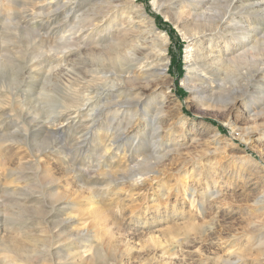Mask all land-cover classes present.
<instances>
[{"label": "rangeland", "instance_id": "obj_1", "mask_svg": "<svg viewBox=\"0 0 264 264\" xmlns=\"http://www.w3.org/2000/svg\"><path fill=\"white\" fill-rule=\"evenodd\" d=\"M111 1L128 8L130 0ZM151 1L134 2L169 38L167 76L153 83L155 94L145 93L128 126L129 116L114 111L119 103L133 112L136 100L131 85L121 84L102 102L114 103L109 113L94 120L84 110L64 114L51 129L42 123L46 77L90 93L104 83L78 78L86 57L112 40L128 44L123 29L145 35V24L107 14L102 0H0V237L12 250L0 245V264L7 255L9 264H264V112L254 105L263 92L252 88L225 111L194 100L181 85L186 50L204 57L209 49L185 40L191 27L176 21L185 10L179 0L159 13ZM246 4L264 13V0L238 6ZM93 14L95 22L82 28ZM65 38H78V46ZM158 93L168 97L160 139L150 126ZM248 128L260 132L245 142ZM3 184L11 187L7 225Z\"/></svg>", "mask_w": 264, "mask_h": 264}, {"label": "bare ground", "instance_id": "obj_2", "mask_svg": "<svg viewBox=\"0 0 264 264\" xmlns=\"http://www.w3.org/2000/svg\"><path fill=\"white\" fill-rule=\"evenodd\" d=\"M6 1V3H14L13 0ZM134 1L135 0L129 1L128 8H121L117 6V4H113L111 0H102L107 14H128L126 22L128 24L131 21L135 22L134 18L142 19V23L145 24V29L143 31L146 32L147 35H144L140 29L137 30L138 28L136 26L133 31L127 30V28L126 31L123 29L121 32L123 36L130 37V41L128 39V44H121L124 38L122 40H112L104 47L105 50H96L94 54L90 53L92 55L91 58L89 56H87L89 58L86 57L84 60V68L78 69L77 75H80L78 78L83 80L85 77L82 76H88L87 80L84 79L86 83L93 82V79H103L101 81L104 83L97 88L91 87L92 91L90 93L86 94L82 92L83 90L80 92L72 90V92V87L71 89L64 88L60 83L52 81L51 77L47 76L46 79L48 84L46 85L48 89L43 86L42 92L44 93H41L44 97L43 105L49 110L47 114L48 117L42 121L44 126L53 129L52 126L62 125V121L70 119L72 115L78 116L82 110L92 113L89 115L92 120H94L95 117H99L103 112L109 113V107H114V103L105 104L102 102L109 95L111 89L118 88L117 90H119L121 84L131 85L130 90L136 100L135 110L133 112L120 110L121 106L119 107V103L116 105L117 108L114 111L115 116L119 112L129 116L126 123V126H128L131 118L137 116L139 110L138 104L139 102L141 104L142 98L146 95L145 93L149 92L151 95L155 94L153 83L157 84L159 80L166 79L168 69L167 46L169 38L165 32L157 29L153 20L145 14L144 9L140 6H136V2ZM167 1L171 2L172 0H152V8L159 13L163 8L162 6ZM242 1L244 0L177 1V8H185V10L183 9V11L175 13L177 23H184L191 27L190 33H183L185 40L189 43H197L198 48L201 50L209 49L204 57L193 55L192 48L186 50L184 59L186 63V73L181 85L184 86L190 96L201 103V105L207 107L217 106V108L220 107L217 109L219 111L231 109L235 102L240 100L242 95L252 88L258 87L263 93L262 96L254 102V105L257 104L258 111L261 110V113L264 112V13L263 11L261 12L258 5L257 7H255L256 5L254 4L238 6ZM126 9L134 10H132L133 12L130 14L131 12L127 13ZM95 18L94 14L91 17H85L84 21L86 24L83 25L82 28H90L92 23L95 22ZM121 23L123 24H120V26L123 28L125 26L124 22ZM127 31H129V33ZM77 39L78 38H65L63 40L64 45H69L68 43H70L72 46H78V44L75 43ZM220 42L223 43V47H219ZM99 44H101V42ZM120 45L122 46L120 47ZM78 54L81 53L78 52ZM106 79H108L110 85L107 84L108 81ZM168 89L169 92H171L170 85H168ZM238 90L241 95H236V93H234ZM157 95V100L154 103L156 117L154 116L151 119L150 126L152 134H155L156 137L160 139L159 124H161L163 116L168 112L166 106V98L168 97L160 93ZM226 100H229L231 104L227 106L224 103ZM98 104H100L101 107H99ZM72 109L75 111L71 113L67 112ZM174 113L179 114L177 108H174ZM253 113V116L251 115L249 119L256 123L259 113ZM64 114H67L69 118L64 119ZM86 115L88 116V114ZM93 123L94 122L90 124ZM49 130L47 129L46 132ZM126 130L127 129H124L123 132ZM243 131L244 137L242 138L246 142L250 134L257 131L260 132V129L248 128L243 129ZM261 131L264 133V127H262ZM106 136H108V134ZM157 142L158 141H154L153 143L157 144ZM111 143L112 145L114 144L113 141H111L110 144ZM146 158L145 161L155 159L153 156ZM5 170L8 173L10 172L8 167H6ZM10 191L11 187L8 184H3L2 192L6 203L4 204V211L2 214L4 213L5 225L8 224L7 222L10 221V217L12 216V214L10 215L9 213V203L11 202ZM217 197H219V191H217ZM259 202L264 205V191L259 197ZM16 211L14 210V212ZM35 219L37 220V218ZM5 242L4 238L0 237V245L2 244L1 246L5 247V249L2 250L12 252V250L6 247ZM262 244L264 246V240ZM262 244L260 243V245ZM258 246L259 245H257V247ZM14 253L16 254V252ZM11 258L10 255L4 257L3 264H9ZM221 264H233V261L230 259H222Z\"/></svg>", "mask_w": 264, "mask_h": 264}]
</instances>
